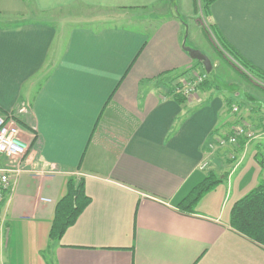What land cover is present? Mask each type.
I'll return each instance as SVG.
<instances>
[{
  "label": "crops",
  "instance_id": "1",
  "mask_svg": "<svg viewBox=\"0 0 264 264\" xmlns=\"http://www.w3.org/2000/svg\"><path fill=\"white\" fill-rule=\"evenodd\" d=\"M193 13L192 0H0V117L14 115L29 143L23 156H0L12 171L0 264L8 222L34 226L51 264H264V247L229 223L264 171L240 169L245 139L215 145L246 121L264 140L259 120L219 79L182 103L169 95L180 74L202 70L186 49L211 60ZM207 20L264 72V0H214ZM209 173L220 182L181 211ZM69 178L83 180L90 203L52 240Z\"/></svg>",
  "mask_w": 264,
  "mask_h": 264
},
{
  "label": "rangeland",
  "instance_id": "2",
  "mask_svg": "<svg viewBox=\"0 0 264 264\" xmlns=\"http://www.w3.org/2000/svg\"><path fill=\"white\" fill-rule=\"evenodd\" d=\"M192 1L194 4L195 13H193V21H190L193 22L191 25L199 27L203 37L207 39L210 45L208 53L211 58L210 62L212 65V69L209 74L206 73L204 81L201 82V84L206 82L201 90L205 91L208 89H215L217 82L216 79H219L224 84H233L231 88L234 89L235 93H240L239 99L242 100V104H244L245 109L248 110V113H250L249 115L251 117V121H254L256 119L259 120L258 122L260 123L259 126L261 128L260 133L264 134V83L254 80L251 77L243 74V72H241L243 70L238 67V64L218 47L214 37L210 33V29L207 24L208 20L203 16L201 2L202 0ZM187 44L189 45L190 43L186 42V45ZM195 65H198L200 67V65L197 64L196 61ZM188 73H191V71L186 72V74ZM183 75H185V73ZM183 75L181 76V78H178L177 82L179 81V79H182ZM189 75L186 76L190 77ZM173 81H175V78L170 79V82ZM177 82H175L174 84H176ZM209 83L211 84V86H209ZM224 84H221L222 89L226 88ZM178 87L180 88L181 85L179 84ZM238 103L239 102H237V104ZM239 110L240 109L238 108L237 113H239ZM232 114L235 113L232 112ZM244 119L245 121L247 120L246 118ZM247 124L248 123L246 121L245 125ZM18 127L21 129V126L18 125ZM247 127L251 131L252 137L245 140L246 142H248L247 144H252V146L249 150H247L248 152L240 164V169L246 168L248 173V171L252 170L253 165L258 164L259 168L261 169V166L257 162V159L261 160L264 157V148L260 144L264 140L260 141L255 139L257 133L254 132L251 123L248 124ZM215 145L217 146L218 144L216 143ZM228 146L230 145L224 146L223 148ZM237 162L238 159L234 161L231 160L228 163V165H230L228 166V168L231 169L232 167H235ZM208 175L212 176V173H209ZM215 177L216 176L214 175L213 178ZM33 227L34 226H32L31 224L22 225L15 222L7 223L3 240V243H5V247H3L2 252V264H51V253L45 250L44 246H38V250H36V246L39 241L36 238L34 239ZM38 231H40V229H38Z\"/></svg>",
  "mask_w": 264,
  "mask_h": 264
},
{
  "label": "trees",
  "instance_id": "3",
  "mask_svg": "<svg viewBox=\"0 0 264 264\" xmlns=\"http://www.w3.org/2000/svg\"><path fill=\"white\" fill-rule=\"evenodd\" d=\"M214 0H202L203 16L208 18L209 7ZM210 33L214 37L218 47L233 59L238 67L243 70V74L254 80L264 83V72L244 61L224 40V38L215 30L213 25L208 23ZM203 67L200 62L196 61ZM185 73V72H184ZM184 73L180 74L181 77ZM206 82L202 83L199 88H203ZM178 83L170 85L169 95L178 103L186 101L182 93H175L178 89ZM229 102L226 105L229 106ZM244 139H240V141ZM261 170H264V157L257 159ZM214 175L206 176L198 185H196L189 195L178 206L181 211L192 212L195 204L208 191L212 190L219 182ZM90 198L84 192L83 180L76 181L69 178L66 182L64 195L55 205L53 218L48 231V237L52 240H59L66 229L74 224L81 212L89 205ZM231 228L238 234L247 238L249 241L264 247V179L251 189L241 199L236 201L229 215Z\"/></svg>",
  "mask_w": 264,
  "mask_h": 264
},
{
  "label": "built area",
  "instance_id": "4",
  "mask_svg": "<svg viewBox=\"0 0 264 264\" xmlns=\"http://www.w3.org/2000/svg\"><path fill=\"white\" fill-rule=\"evenodd\" d=\"M191 74V75H189ZM189 75L190 77L186 76ZM206 77V72L201 70L199 72L191 71V73L183 75L182 79L177 82L181 87L175 93H182L186 98L192 96L196 89ZM231 112L237 113L238 106L232 105ZM25 109H19V112H24ZM14 115L10 113L0 117V156L5 158H13L23 156L28 149V142L24 137L21 129L18 127L14 119ZM252 137L251 131L245 123L236 124L232 128V132L226 138H220L216 141L218 147L234 146L239 139H250ZM207 163L204 162L199 166L200 170H204ZM10 169L0 168V203L3 200L4 192L10 186Z\"/></svg>",
  "mask_w": 264,
  "mask_h": 264
},
{
  "label": "water",
  "instance_id": "5",
  "mask_svg": "<svg viewBox=\"0 0 264 264\" xmlns=\"http://www.w3.org/2000/svg\"><path fill=\"white\" fill-rule=\"evenodd\" d=\"M186 52L189 54V57L192 60H195L201 63L204 71L207 74L211 72V69H212L211 62L204 54H202L199 50H195V49H186Z\"/></svg>",
  "mask_w": 264,
  "mask_h": 264
},
{
  "label": "flooded vegetation",
  "instance_id": "6",
  "mask_svg": "<svg viewBox=\"0 0 264 264\" xmlns=\"http://www.w3.org/2000/svg\"><path fill=\"white\" fill-rule=\"evenodd\" d=\"M204 70V69H203Z\"/></svg>",
  "mask_w": 264,
  "mask_h": 264
}]
</instances>
